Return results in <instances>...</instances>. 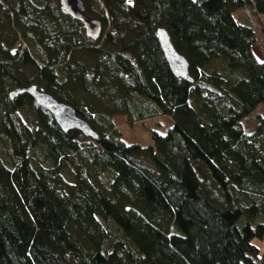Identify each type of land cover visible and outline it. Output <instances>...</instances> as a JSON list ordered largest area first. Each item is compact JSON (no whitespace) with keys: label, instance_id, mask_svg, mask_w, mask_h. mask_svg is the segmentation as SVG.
Instances as JSON below:
<instances>
[{"label":"trees","instance_id":"obj_1","mask_svg":"<svg viewBox=\"0 0 264 264\" xmlns=\"http://www.w3.org/2000/svg\"><path fill=\"white\" fill-rule=\"evenodd\" d=\"M0 0V264H264V56L234 12L264 0ZM189 61L171 70L157 28ZM74 106L64 131L17 86ZM167 114L128 143L112 116Z\"/></svg>","mask_w":264,"mask_h":264},{"label":"water","instance_id":"obj_2","mask_svg":"<svg viewBox=\"0 0 264 264\" xmlns=\"http://www.w3.org/2000/svg\"><path fill=\"white\" fill-rule=\"evenodd\" d=\"M60 4L64 11L83 23L87 36L93 40L100 37L103 29L102 21L100 18L87 13L83 0H60ZM157 35L164 56L173 73L193 82L194 78L189 69V61L177 50L167 29L158 27ZM20 93H28L40 105L47 108L64 131L78 129L86 136L98 137L97 131L87 119L77 113L73 105L40 88L36 83L17 86L10 92V95L14 97Z\"/></svg>","mask_w":264,"mask_h":264},{"label":"rangeland","instance_id":"obj_3","mask_svg":"<svg viewBox=\"0 0 264 264\" xmlns=\"http://www.w3.org/2000/svg\"><path fill=\"white\" fill-rule=\"evenodd\" d=\"M235 17L245 23L254 24L257 33V42L253 44L254 51L260 57L264 56V18L252 11V8L246 4L244 7L235 10ZM264 113L263 105H258L252 114L244 119L245 129L250 130L255 125L254 116L256 113ZM114 123L120 128L123 138L126 142H140L148 144L152 142V133L159 131L166 133L172 124L170 116L161 114L144 120H132L127 113H116L112 116ZM259 247L264 250V240H256Z\"/></svg>","mask_w":264,"mask_h":264},{"label":"bare ground","instance_id":"obj_4","mask_svg":"<svg viewBox=\"0 0 264 264\" xmlns=\"http://www.w3.org/2000/svg\"><path fill=\"white\" fill-rule=\"evenodd\" d=\"M27 85H29V84H27ZM20 94H28V93H20ZM18 95V94H17ZM32 97V96H31ZM33 98V97H32ZM34 99V98H33ZM35 100V99H34ZM37 102V101H36ZM38 103V102H37ZM39 104V103H38Z\"/></svg>","mask_w":264,"mask_h":264}]
</instances>
